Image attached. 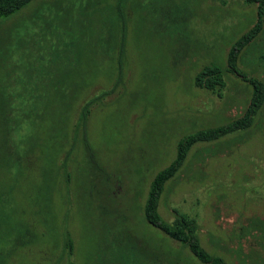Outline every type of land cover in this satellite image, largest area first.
<instances>
[{"label":"rangeland","instance_id":"1","mask_svg":"<svg viewBox=\"0 0 264 264\" xmlns=\"http://www.w3.org/2000/svg\"><path fill=\"white\" fill-rule=\"evenodd\" d=\"M115 1L33 0L0 19V156L11 157L6 169L0 164V186L13 184L8 196L0 188V264H151V253L199 264L147 225L141 209L178 139L237 119L249 103L252 87L239 76L225 73L218 93L195 87L193 77L207 64L225 68L230 45L256 22L255 5L125 0L122 82L90 107L86 122L99 170L85 167L78 135L68 178L59 177L70 195L62 203L55 194L51 221L43 199L55 148L72 134L81 105L111 87L118 65L120 26L109 16ZM160 7L173 23L160 18ZM259 24L235 68L264 88V9ZM10 137L23 145L4 150ZM157 212L166 223L175 214L193 220L201 247L228 264H264V96L250 127L190 148ZM62 224L70 256L62 241L54 251ZM129 240L150 259H118Z\"/></svg>","mask_w":264,"mask_h":264},{"label":"trees","instance_id":"2","mask_svg":"<svg viewBox=\"0 0 264 264\" xmlns=\"http://www.w3.org/2000/svg\"><path fill=\"white\" fill-rule=\"evenodd\" d=\"M32 1L33 0H0V19H4L9 17L10 15L15 14ZM124 2L125 0H116L113 7V14L109 15L111 18V22L113 24L117 23L120 26V43L118 49L119 59L117 68L112 75L113 81L111 87L108 90L102 91L98 95L86 100L81 105L76 119L72 121V134L64 135L63 140L55 148L56 155H54V157L56 158V166L52 169L50 168L47 171L46 176L49 182H45L46 198L43 199V203L46 206V211L48 210V216L51 221L55 219V215L53 212V209L55 207V194L58 192L61 195L62 203L66 196L70 195L69 187L67 186L69 182H59V177L60 175H64L66 180L68 178V174L65 171L66 158H68L69 154L73 150L74 142L76 141L78 135L80 139L81 152L84 156L85 167L90 170H99V167L95 160L94 152L88 142L86 122L90 107L102 101L105 96L112 94L122 82V55L123 43L125 39L124 31L126 30L125 18L122 9V5L124 4ZM244 3L247 5H255L256 22L250 29L239 35L230 45L226 54L224 69L213 63L204 65L193 77V84L197 88L204 89L209 92L218 93L224 87L225 73L234 74L236 76H239L243 82L249 84L252 87V93L249 103L243 110L242 115L237 119L230 120L224 124L214 127L196 130L190 134L183 135L180 139H178L175 145V154L171 162L166 167L156 172L149 182L146 196L141 209V217L147 225L158 230L167 239L177 243L182 249H186L190 254V258H193L199 264L228 263L222 257L209 253L201 247L195 233L197 230V226L193 220L188 219L184 215L175 214L174 219L171 223L164 222L157 212L158 202L165 184L178 173L188 151L192 146L201 143H214L229 134L247 129L248 127H250L252 118L258 113L262 106L264 96V88L262 84L255 79H251L239 73V71L235 68V60L239 51L244 48L250 41H252L255 38L256 33H258L260 30L259 20L263 14L264 0H244ZM160 16V18H163V20L167 21L168 23L174 22V19L169 17V9L160 7ZM17 125L18 123L16 122L13 128L17 129ZM13 128H8L7 126L5 129L6 133L8 131L11 132ZM22 145V143H16L15 140H12V137H10V142L7 140L6 145L4 143L5 148L3 149L9 152V150L11 151L12 148H18ZM61 152L64 154V156L62 158V162L57 164L58 156ZM10 161L11 157L9 155L4 156L1 154L0 164L2 163V167L4 169L10 166ZM80 183H82L83 185L85 182ZM0 188L8 196V193L11 192L13 188V184L10 185V188H7L6 186H0ZM82 188L85 189L84 192L86 195V185H83ZM86 197L88 198L87 195ZM68 205H66V208H64V210L67 209ZM1 210L2 213L5 211L3 209ZM254 225L257 226L255 221H253L251 226L253 227ZM258 226L260 227V230L264 232V226L260 224H258ZM60 228L61 229L59 230L58 234L54 235L53 238L54 251H56L58 245L60 244L59 242L62 241L63 249L65 250L67 256H70L72 248L71 240L68 233L64 231L65 225L62 224ZM127 245L123 248L126 252L122 249V252L118 253V259H123L125 263H129V261L133 260L139 261L140 258H142L143 260L150 259V257H148L145 253H141V251H139V249L136 248L130 240L128 241ZM158 255V257H160V260L162 261V258H164V262L167 264H179L182 261L184 262V264H190V259L183 258L182 260V258L180 256H177L175 253H173V255L175 256L174 259H170L168 254L159 253ZM138 256L140 258H138ZM150 256L151 262H149L151 264H156L157 259L159 258L153 253H151ZM53 264H57L56 261H54ZM68 264L71 263L68 262ZM136 264H139V262H137Z\"/></svg>","mask_w":264,"mask_h":264}]
</instances>
